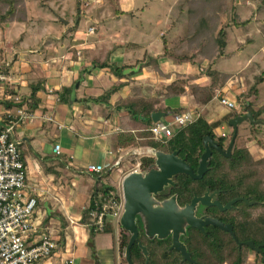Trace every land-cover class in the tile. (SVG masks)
Masks as SVG:
<instances>
[{"label":"trees","instance_id":"16d2710c","mask_svg":"<svg viewBox=\"0 0 264 264\" xmlns=\"http://www.w3.org/2000/svg\"><path fill=\"white\" fill-rule=\"evenodd\" d=\"M86 1V0H84ZM188 6L196 3L202 4L199 10L190 6L188 9L191 31L184 37L176 39L173 46V58L180 65L189 64L198 68L203 61H213L217 56L222 58L225 56L227 47V31L226 27L217 30L215 20L217 12H222L221 0H184ZM199 2V3H198ZM180 13L184 15V5H179ZM77 19L72 30L74 33L78 30L82 21L81 1L76 4ZM27 8L25 0H0V27L12 22L25 23L28 21ZM233 25L241 28L248 24L247 22L233 21ZM206 40L205 45H201L199 54H190L184 51L187 46L200 41ZM167 47V42L164 41ZM166 49V48H165ZM85 52V48H74L73 58L78 59V54ZM89 55V54H88ZM78 56V57H77ZM159 57H149L145 64L141 65L139 70H133L129 74H125L126 67H119L111 61V52H107L105 48L99 51L94 57L88 56V63L83 67L81 76L91 75L94 70H106L118 79V83L112 85L105 90L103 95L92 99L96 103H106L104 111L106 118L111 119L115 114L124 113L120 117L121 131L114 137L112 148L117 151L120 148H147L158 149L173 153L179 151V156L186 161L195 171L199 168V161L205 153L204 139L211 137L224 147L233 137L221 136V127L230 121L244 115L252 113L256 121L264 122V106L259 108L258 102L261 97L260 86L264 83V75L257 76L256 82L245 93L237 97L239 108L229 111L226 115L214 123H209L204 117L198 118L184 128L179 129L175 136L166 143L156 142L152 139L149 132L155 124L153 117L156 114H165L166 116L184 113V109L173 110L165 105V100L179 96L189 95L193 105L198 108H204L210 104L215 98H218V91L225 94L224 89L231 78L228 73L221 72L214 67V63L204 72V76L209 79L206 86L195 83L198 75L195 76H179L176 80L165 86L163 93L157 97L143 98L137 93H131L129 96L121 98L113 107L108 104L113 95L120 92L129 85L133 75L141 72L143 67L152 66L154 64L159 70ZM9 69L3 67V72L8 73ZM123 80V81H122ZM46 78H39L29 85L30 94L22 96L20 99L1 100L6 110L24 109L31 114H37L42 102L41 94L46 92ZM187 88L189 89L187 91ZM74 91V83L71 86H63L61 90L55 92L57 103L65 106H71L70 99ZM10 92L14 95V92ZM258 107V108H257ZM8 114L5 115V123L8 121ZM250 125L251 136L256 139L261 132H264L263 126ZM4 126V125H3ZM264 137V136H263ZM238 135L235 140V147L230 158H225L218 152L214 151L211 159L209 171L201 180H192L186 175L178 176L175 181L178 183L176 188L167 190V196L178 195V201L181 206L191 202L194 195L202 196L207 189L211 192L219 191V200L226 204L235 198L247 199L249 202H255L253 206H248L244 202H239L234 209L227 212H220L216 208H203L214 218L223 223H230L234 226L235 237L222 231L216 227H208L206 233L203 234L195 229L188 231V237L184 239L192 259L197 264H249V253L251 249L242 244L253 241L256 247L264 244V159H255L249 148L237 145ZM264 140L258 138L257 144L264 146ZM20 148V147H19ZM153 157L142 159V166L148 167L153 164ZM87 170V169H86ZM112 170L107 169L101 174H92L95 180V187L92 192L91 205L94 198L100 193H108L115 190V187H105L103 181L111 178ZM89 173V172H88ZM91 174V173H90ZM89 207V208H90ZM236 207H238L236 209ZM88 209L83 224H89L91 221ZM140 231L139 242L145 245L150 253L149 264H189L182 262V256L175 252H169L171 240H148L143 233L142 225L138 222ZM115 227L113 219L106 220L104 230L98 231L93 226L90 228L89 240L87 246L91 252L94 264H101L98 257L95 239L98 234H111ZM121 229L120 235V254L122 256L124 248L128 245V236ZM61 243L65 242L64 233L61 234ZM55 252V251H54ZM52 257V256H51ZM50 257V258H51ZM256 259L264 264V248L258 253L255 252ZM123 261L126 262V258ZM131 261L133 264H146V260L142 255L141 249L136 243L131 249ZM127 263V262H126Z\"/></svg>","mask_w":264,"mask_h":264},{"label":"crops","instance_id":"0c3cea01","mask_svg":"<svg viewBox=\"0 0 264 264\" xmlns=\"http://www.w3.org/2000/svg\"><path fill=\"white\" fill-rule=\"evenodd\" d=\"M25 3L27 8L26 0ZM27 23L12 22L0 27V65L2 67L9 65L7 74L13 77L15 82V89L0 87V101L17 100L22 96H28L30 94L29 85L32 82L39 78L47 80L46 92L41 94L42 102L38 113L33 114L32 119L16 125L11 134L12 138L19 142V147L21 146L23 149L21 154L27 175L26 195L38 200V206L32 218V221L37 225V232L31 236L30 240L37 239L41 233L46 232L58 241L57 249L59 250L56 249L51 258L38 264H94L87 246L90 228L88 224H83L82 219L86 209L91 205V195L96 183L86 168L89 164L107 165L118 160L117 151L112 148V143L114 137L121 131L120 117L124 113L115 114L111 119H107L104 111L106 103H96L92 99L103 95L105 90L118 83V79L110 72L100 69L94 70L91 75H85V78L80 79L81 71L88 63L85 52L84 57L78 59L73 58L72 51L66 52L61 57L58 49H49V45H45L46 37L43 36H39L41 40L38 49L30 48L27 54L22 52L25 40H21L20 43L16 42L17 47L13 52L5 51L4 48L7 47V44L15 42L17 34L30 30V26L26 27ZM163 37V33H160L159 37L151 39L149 34L143 35L141 41L144 42L140 43L131 41L123 43L122 39H118L116 33L114 35L107 33L106 37H99L97 55L103 48L107 52H111V61L119 67H126L124 70L126 75L133 70H139L149 57H159V76L154 71L153 74L148 71L150 66L143 67L141 72L132 76L129 85L112 96L108 102L110 106L113 107L121 98L129 96L133 92H141L142 89L147 88L146 86H150L148 83L156 84L159 81L165 87L179 76L200 75L198 68L189 64H173L164 57L165 49L161 45ZM44 45L46 47H43ZM41 49L43 50L40 51ZM151 49L154 50V53ZM140 51L144 53L147 51L145 54L150 56L146 57L144 61L136 63L134 59ZM203 77L199 76L195 83L202 86L208 85L209 79L206 76ZM73 83L71 106L58 104L55 92L61 90L63 86L69 87ZM260 89L259 108L264 106V83ZM244 90L238 89L234 92L235 95L231 92L226 94V90L224 92L232 99L236 95L245 93ZM8 91L14 92V95ZM210 104L204 108H198L193 105L188 94L165 100V105L170 109H184V113L195 111L209 123H214L227 114L220 118H213L212 121L208 120L204 116V109ZM16 111L6 110L3 105H0V125L5 126V115ZM225 127L222 126L221 131L222 128L226 131ZM57 144L62 146V155L54 153V146ZM250 145H246V147L254 155ZM95 150L101 154L96 159L93 157ZM90 152L92 156H90ZM110 152L113 155H110ZM260 152L264 153L263 150ZM259 159H264V155ZM108 181L109 178L103 183ZM115 222L119 227L120 224ZM56 233L59 234L58 237ZM62 233H64V243L60 242ZM119 234L118 229L116 237L114 227L111 234L97 235L95 242L101 264H121L123 254L122 256L120 254ZM99 236H105V238L111 236V239H107L105 244L102 243L104 245L101 248ZM104 250H107L105 251L107 254L102 252Z\"/></svg>","mask_w":264,"mask_h":264},{"label":"rangeland","instance_id":"374dc122","mask_svg":"<svg viewBox=\"0 0 264 264\" xmlns=\"http://www.w3.org/2000/svg\"><path fill=\"white\" fill-rule=\"evenodd\" d=\"M78 1H81L83 18L78 30L74 33L72 29L77 19L76 4ZM183 1L184 0H26L28 10V25L26 27L30 26V30L17 34L15 42L7 44V49H4L5 51L9 50L8 52L11 53L17 47L16 42L20 43L21 40H25L22 52L27 54L30 48L32 50L38 49V44L41 40L39 36H43L46 37L44 40L45 45H49V49H58L61 57L66 52H71L74 48L76 49L78 47L85 48L87 57H94L97 55L98 50L97 40H99L101 36L106 37L107 33H112V35L116 33L118 39H122L123 43L129 41L140 43L144 42L141 41L143 35L149 34L151 39L153 37H159L160 33H163L165 38L163 37V40H161V45H163L164 49L166 48L164 57L169 59L171 63L176 64L177 62L175 58H173V46L175 45L176 39L186 36L191 31V22L189 14L187 13L188 9L190 6H193L195 9L199 10L202 6L199 2V5L193 3L188 6ZM221 1L222 12H217L215 24L217 25V30L226 27L227 47L224 57L219 58L217 56V58L211 62L214 63V67L217 70L231 75L224 90H226V94L231 92L235 95L234 92L238 89H245L244 91H248L256 82V77L264 75V0ZM182 4L185 9L183 10L185 11L184 15L180 13L179 9V5ZM235 20L240 23L248 21V24L245 27L238 28L233 25V21ZM90 28L95 29L94 34L89 35ZM164 41L167 42V47ZM199 42L201 45H205L206 40L200 39V41L184 48V51L190 54H199L201 51ZM45 45L43 47H46ZM42 50L43 49L40 51ZM151 50L154 53V50ZM145 53H147V51ZM145 53L140 51L136 56L137 59H134V62H142L146 57L150 56H147ZM83 54L84 52L82 51L80 56L84 57ZM211 62L205 60L198 66L200 77L204 76V72L209 65H211ZM148 71L151 74L154 72L157 75L159 74V70L154 64L149 67ZM148 85L150 86H146L147 88L137 93L139 97H157L159 94L163 93L165 88L163 87L164 84L159 83V81L156 84L148 83ZM3 88H5V86ZM237 97L236 95V97L232 99L238 104ZM229 111L231 110L223 106L219 98H217L204 109V116L212 121L213 118H220ZM171 116L172 115H169V119L168 116L163 118V121L167 119L169 121ZM225 126L226 132L230 134L232 131L231 126L228 124ZM249 131L250 125L248 122L239 127L237 145L244 147L251 144L249 147L253 149L255 159H259L264 155V153L260 152L261 150L264 151V146L258 145L256 141L258 138L264 140V132L262 131L261 134L254 139ZM222 132L223 131H221V133ZM107 145L110 146V144ZM129 149L135 151L134 149L137 148H125V151L122 152L123 160L121 165L112 169L114 178L111 175L109 181L105 182V187L114 186L115 191L117 190L122 196V181L124 178L138 169V165L142 163L143 158L150 156L149 149L142 147L140 154H134L130 152ZM20 151L23 152L21 146ZM99 155H101L99 151H93V157L95 159ZM90 156H92L91 152ZM119 156L118 154V157ZM118 229L121 233L120 225L118 227L115 222L116 237L118 235ZM107 239H111V236L106 238L105 236L98 237L100 247L108 241ZM58 250L59 249H57V251ZM105 251L107 250L102 252ZM105 254H107V252H105ZM105 258L106 256L104 259ZM121 264L128 263L122 260ZM249 264H261L256 259L253 251L249 253Z\"/></svg>","mask_w":264,"mask_h":264},{"label":"built area","instance_id":"2783aa9c","mask_svg":"<svg viewBox=\"0 0 264 264\" xmlns=\"http://www.w3.org/2000/svg\"><path fill=\"white\" fill-rule=\"evenodd\" d=\"M94 33L95 29L90 28L89 35ZM8 66L7 64L6 68ZM14 83L13 77L3 72V67L0 65V87L15 89ZM218 98L220 103L229 110L238 108L235 100L219 91ZM198 116L195 111L175 114L170 117L169 121L154 122L155 124L149 132L154 141L166 143L175 136L179 129L193 123ZM7 117L8 121L5 126L0 125V264H38L49 259L54 254L58 244L52 235L46 232L41 233L37 239L30 240L31 236L37 232V225L32 221V218L38 206V200L26 195V167L22 160L19 142H16L11 135L16 125L32 119L33 114L24 109H19L9 113ZM222 131L221 136L226 137L228 133L224 128ZM141 149L129 150L134 154H140ZM124 151L125 149L122 148L117 150V154L120 156L115 163L107 165L89 164L86 168L87 171L91 174H101L107 169L112 170L119 167L123 160L122 152ZM54 153L62 155L63 149L60 144L54 146ZM110 155L113 153L110 152ZM140 166L141 164L138 165V168ZM138 171L136 169L134 172ZM124 205V196L117 190L100 193L94 198L92 206L88 208L91 218L88 227L93 226L96 230L102 231L106 226V220L109 218L120 224Z\"/></svg>","mask_w":264,"mask_h":264},{"label":"water","instance_id":"95a60500","mask_svg":"<svg viewBox=\"0 0 264 264\" xmlns=\"http://www.w3.org/2000/svg\"><path fill=\"white\" fill-rule=\"evenodd\" d=\"M166 115L156 114L153 117L154 122L160 121ZM249 122L252 125L263 126V121H256L252 113H246L230 121L229 126L234 129V136L231 140L227 151H223L218 143L211 137L204 139L205 153L199 161L197 173L191 168L185 160L179 157V152L165 153L157 149H149L151 157L155 158V163L144 169L142 172H134L128 175L123 183L124 196V213L120 221V226L127 233L128 245L123 250V256L128 264H133L131 261V249L138 242L139 231L137 228V218L140 217L143 221L144 230L147 238L153 240H165L169 236L172 237L171 250H175L182 254L183 261H188L191 264H196L192 260L191 254L188 252L187 246L182 242V237L187 236L189 228H195L205 233L206 227H216L225 232H229L234 236L233 227L226 225L211 216H197V210L200 205L208 207H217L221 212L228 211L232 206L242 199H235L226 206L220 202H213V195L208 190L204 196H194L192 202L185 206H180L177 195L165 201H158L156 196L163 192L168 187H176L174 178L177 176L186 175L192 180H201L209 171L213 150L219 151L226 158H230L238 135L239 126ZM253 205V203H249ZM251 250L260 252L264 248V244L260 247H255L253 242L245 243ZM142 255L149 264L150 257L148 248L141 243H138ZM240 246V245H239Z\"/></svg>","mask_w":264,"mask_h":264},{"label":"flooded vegetation","instance_id":"af4514ba","mask_svg":"<svg viewBox=\"0 0 264 264\" xmlns=\"http://www.w3.org/2000/svg\"><path fill=\"white\" fill-rule=\"evenodd\" d=\"M247 123V122H246ZM243 124H245V123H243ZM242 124V125H243ZM248 124H250L249 122H248ZM242 125H240V126H242ZM239 126V127H240ZM257 126V125H256ZM231 129H232V131H231V133L230 134H227V138H230V136H231V134L233 133V136H234V129L231 127ZM239 130V129H238ZM232 139H233V137H232ZM232 139H230L229 140V142L226 144V146H224V147H220L223 151H227V149L229 148V146H230V143H231V140ZM218 146H219V144H218ZM234 147H235V144H234ZM234 147H233V150H234ZM158 150V149H157ZM233 150H232V152H233ZM162 151V150H161ZM214 151H216V152H218L219 154H221L219 151H217V150H213V152ZM163 152H165V153H168V152H166V151H163ZM176 152V151H175ZM179 152V151H178ZM222 155V154H221ZM232 155V154H231ZM222 156H224V155H222ZM180 157V156H179ZM225 157V156H224ZM181 158V157H180ZM226 158V157H225ZM155 159V158H154ZM182 159V158H181ZM184 160V159H183ZM186 162V161H185ZM155 163V162H154ZM153 163V164H154ZM153 164H151V165H149L148 167H150V166H152ZM148 167H146V168H148ZM145 167H143L142 166V163H141V166H140V168H138V172H142L144 169H146ZM192 168V167H191ZM210 168V167H209ZM193 169V168H192ZM194 170V169H193ZM195 171V170H194ZM198 171V170H197ZM197 171H195L196 173H197ZM178 177V176H177ZM177 177H175V178H177ZM189 177V176H188ZM175 178H174V182L176 183V184H178L176 181H175ZM177 187V186H176ZM176 187H168V188H166L163 192H161L158 196H156V199L158 200V201H160V202H162V201H165V200H167V199H170L171 197H173L174 195H171V196H167V190H169L170 188H176ZM210 191V189H207V191ZM206 191V192H207ZM205 192V193H206ZM210 194L211 195H213V199H212V201L213 202H220L223 206H226L227 204H229L230 202H232L233 200H235V199H242V200H240V201H238L237 203H239V202H244L246 205H248V206H253V205H255L256 203L254 202V204L253 205H250L249 203H253V202H249L247 199H243V198H241V197H239V198H235V199H233V200H231V201H228V203H226V204H224V203H222V201H220L218 198H219V194H220V192L219 191H215V192H211L210 191ZM175 195H177V194H175ZM194 196H197V195H194ZM202 196H204V195H202ZM202 196H198V197H202ZM194 198V197H193ZM193 198H192V200H193ZM177 199H178V195H177ZM192 200H191V202H192ZM191 202H189V203H186L185 205H187V204H190ZM178 203H179V201H178ZM237 203H235L233 206H232V208L230 209V210H228V211H231L232 209H234V207H235V205L237 204ZM180 205V204H179ZM185 205H183V206H185ZM181 206V205H180ZM182 206V207H183ZM203 208H216V209H218L217 207H208V206H203V205H200L199 207H198V210H197V216L198 217H202V216H211V217H213L210 213H208V212H204L205 210L203 209ZM238 207H236V209H237ZM219 210V209H218ZM220 211V210H219ZM221 212V211H220ZM225 212H227V211H225ZM214 218V217H213ZM215 219H217V218H215ZM220 221V220H219ZM138 222H140V224L142 225V229H143V233L145 234V230H144V225H143V221H142V219L140 218V217H138L137 218V225H138ZM221 222V221H220ZM223 223V222H222ZM223 224H226V225H231L232 227H233V233H234V226L232 225V224H230V223H223ZM137 228H138V226H137ZM208 227H206V229H207ZM190 229H195V228H189L188 229V231L190 230ZM206 229H205V233H206ZM195 230H197V231H199L198 229H195ZM138 231H139V229H138ZM188 231H187V236L186 237H182V242H184V239L185 238H187L188 237ZM223 231V230H222ZM201 232V231H200ZM225 232V231H224ZM203 233V232H202ZM205 233H203V234H205ZM226 233H229V232H226ZM127 234V233H126ZM230 235H232L231 233H229ZM145 236H146V234H145ZM233 236V235H232ZM139 237H140V231H139ZM147 237V236H146ZM233 237H235V233H234V236ZM155 239H157V238H155ZM155 239H153V240H155ZM167 239H170L171 240V246H172V237L171 236H169ZM167 239H165V240H167ZM149 240V239H148ZM150 241H152V240H150ZM161 241V240H160ZM251 242H253V241H251ZM137 244L138 243H140L139 242V239H138V242H136ZM185 243V242H184ZM247 243V242H246ZM254 243V242H253ZM142 244V243H141ZM242 244H244L245 246H246V244L245 243H238V245H240V247L242 246ZM255 244V243H254ZM143 245V244H142ZM185 245H186V243H185ZM145 246V245H144ZM171 246H170V248H171ZM187 246V245H186ZM256 247V246H255ZM187 249H188V247H187ZM149 251V250H148ZM171 251H175V250H171ZM170 251V249H169V252H171ZM253 250H251V252H252ZM175 252H177V251H175ZM188 252H189V250H188ZM254 253L256 252V251H253ZM177 253H179V252H177ZM190 253V252H189ZM257 253V252H256ZM123 254V253H122ZM181 256H182V254L181 253H179ZM191 254V253H190ZM191 256H192V254H191ZM149 257H150V253H149ZM193 260V259H192ZM127 262V261H126ZM182 262H187V263H189V264H191L190 262H188V261H183V256H182ZM194 262V261H193ZM195 263V262H194ZM197 264V263H196Z\"/></svg>","mask_w":264,"mask_h":264}]
</instances>
